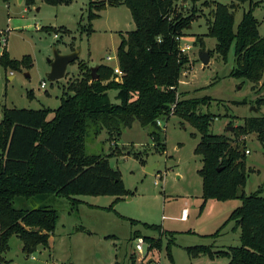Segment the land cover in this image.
Masks as SVG:
<instances>
[{"label":"rangeland","instance_id":"rangeland-1","mask_svg":"<svg viewBox=\"0 0 264 264\" xmlns=\"http://www.w3.org/2000/svg\"><path fill=\"white\" fill-rule=\"evenodd\" d=\"M91 1L95 5L102 0ZM214 1L227 4L233 2L176 1L178 11L193 15L180 42L181 47L189 45L184 53L189 58L190 68L188 66L181 73L178 93L184 98L209 96L211 101L199 108L202 112L215 115L209 133L227 135L236 141L244 138L234 133L244 117L264 114V103L259 112L255 108L256 100L260 97L264 99V84L260 82L254 91L253 83L228 76L234 66L233 47L225 61L215 54L210 56L206 65L200 61L199 53L209 52L215 45V39L208 36L203 37L204 49L194 43L198 35L207 32L210 11L215 7ZM253 2L256 3L253 15L258 21L259 34L264 35V0ZM88 3L89 0H70L68 4L49 5L37 0L28 7L24 2L19 4L17 0H0V30L3 32L0 54L2 49H6L13 59H21L26 55L31 58L28 69L21 67L20 71H12L0 66V115L4 106L46 108L50 109L46 117L50 120L54 115L53 110L60 104L62 93L71 81L81 76V64L87 68L100 64L117 65L119 33L124 34L134 28L130 11L124 5L106 7L99 11V17L91 20L92 30L88 33ZM248 7L249 3L246 2L234 9V26ZM54 50L61 54L77 51L78 57L67 65L64 77L50 81L47 74ZM107 56L113 59L108 60ZM114 78L110 76V79ZM42 82L45 87H41ZM115 93L114 90L109 91L113 102H117ZM157 120L163 130L164 150L155 147L148 134L149 127L141 126L137 120L128 127H122L114 142L108 140L105 129L96 137H85L88 154H111L108 156L109 163L120 173L127 194H80L73 196V199L53 194L28 199L16 197L14 207L32 209L50 206L56 210L58 220L49 246H38L27 257L22 252L21 241L13 235L9 239V249L2 254L0 263L228 264L226 257H190L185 247L210 245L212 251H218L226 249L223 246H238L239 228L234 226L233 221L224 224L219 236L213 237L212 234L241 202L239 199L208 200V204L200 210L202 178L198 170L202 166V157L194 151L200 134L186 121L173 115L172 111L167 117ZM230 127L233 131L228 129ZM244 141L249 151L245 155L247 181L240 190L249 194L261 187L264 194V145L256 133L248 134ZM136 154L144 163L134 156ZM154 165L152 172L147 171L148 166ZM209 203L215 204L209 206ZM183 208L189 210L186 221H180L177 217ZM130 219L137 222L132 224ZM142 223L163 224L175 231L174 244L171 245L173 263L165 251L168 238L164 233L160 234L164 230L156 234L157 231L145 228ZM81 227L83 230H79ZM134 233L142 238L144 235L160 238L161 244L157 247L155 241L143 238L147 252L140 260L141 254L134 247Z\"/></svg>","mask_w":264,"mask_h":264},{"label":"trees","instance_id":"trees-1","mask_svg":"<svg viewBox=\"0 0 264 264\" xmlns=\"http://www.w3.org/2000/svg\"><path fill=\"white\" fill-rule=\"evenodd\" d=\"M36 1L23 2L29 7ZM41 1L49 5L70 2ZM176 1L102 0L94 5L89 0L88 33L92 30L91 20L99 17V11L106 7L124 5L130 11L134 28L119 33L116 48L117 64L122 72L120 82L110 79L111 75L115 76L113 66L97 65L98 78L92 80L90 68L81 64V76L71 81L62 93L50 120L46 119L50 109L3 107L0 115V262L13 235L21 241L22 252L27 257L38 246H49L58 220L56 210L50 206L14 207L16 197L28 199L53 194L73 199L80 194H127L120 173L109 163L111 154H88L85 137H96L105 129L108 140L114 142L122 127L137 120L141 126L149 127L148 134L155 147L164 150L163 130L157 119L167 117L173 110V115L200 134L194 150L202 157V166L198 170L202 178L200 210L210 199H239L241 202L212 234L217 236L224 224L233 221L239 228L238 246L212 251L210 245H195L185 247V251L190 257H226L228 264H264V194L261 187L249 194L240 190L247 181L244 138L237 137L238 140L233 141L230 136L209 133L215 115L199 108L210 102V97L184 98L178 93L181 73L190 65L188 56L180 51V41L176 37L184 36L193 15L178 11ZM246 2L249 7L243 10L240 21L234 26V9ZM214 3L207 32L198 35L194 43L204 49L203 37L214 38L215 45L209 55L215 54L224 61L233 47L234 66L228 76L253 83L255 91L260 82L264 84V35L259 34L258 21L253 15L256 3L253 0ZM2 34L0 30V46ZM0 66L12 71H20L21 67L28 69L31 58L26 55L13 59L6 49H2ZM110 90L116 91L117 102L111 100ZM263 103L262 97L256 100L257 112ZM234 133L242 137L256 133L264 145V114L244 117ZM134 156L144 163L138 154ZM130 222L137 221L130 219ZM142 224L158 233L161 230L157 224ZM163 233L168 238L165 251L172 263L174 234L166 231L160 234ZM136 237L134 233L132 238ZM143 238L155 241L157 247L161 244L160 238L146 235Z\"/></svg>","mask_w":264,"mask_h":264},{"label":"water","instance_id":"water-1","mask_svg":"<svg viewBox=\"0 0 264 264\" xmlns=\"http://www.w3.org/2000/svg\"><path fill=\"white\" fill-rule=\"evenodd\" d=\"M19 4L23 2V0H17ZM78 57L77 51H72L70 53L61 54L54 50L53 59L50 61V71L47 74V78L50 81H56L65 76L67 65L70 62H73ZM199 59L202 64L206 65L210 59V55L208 51H201L199 53ZM97 67L90 68V75L92 80L97 79ZM230 131H233L232 127L229 128ZM154 166H148L147 171L152 172Z\"/></svg>","mask_w":264,"mask_h":264},{"label":"built area","instance_id":"built-area-1","mask_svg":"<svg viewBox=\"0 0 264 264\" xmlns=\"http://www.w3.org/2000/svg\"><path fill=\"white\" fill-rule=\"evenodd\" d=\"M56 36L57 35H55V37ZM176 39H178L180 42H182L183 37H180V38L176 37ZM188 48H189V45H184L183 47L180 46V51L182 53H184ZM107 59L111 60V59H113V57L112 56H107ZM113 71L115 73L114 80L119 81L121 79L122 72L120 71L118 64L116 66H113ZM41 87H45V83L44 82L41 83ZM172 109H173V106H172ZM171 111L173 112V110H171ZM157 124L160 125V121L159 120H157ZM248 152H249L248 149H246L245 150V154L248 153ZM187 215H188V209L187 208H183L181 210V213H180V219L185 220L187 218ZM134 247H135V251L138 254H141V258H140V260H141L145 256V254L147 252V250L145 249L146 248V242L144 241V239L142 237H137V238H135ZM151 264H158V263L153 262Z\"/></svg>","mask_w":264,"mask_h":264},{"label":"crops","instance_id":"crops-1","mask_svg":"<svg viewBox=\"0 0 264 264\" xmlns=\"http://www.w3.org/2000/svg\"><path fill=\"white\" fill-rule=\"evenodd\" d=\"M23 3V2H22ZM209 61H210V59H209ZM9 78H12L11 76H9ZM240 124H242V123H240ZM239 124V125H240ZM229 129V128H228ZM246 137H247V135L244 137V140L246 139ZM155 169V165H154V168H153V170ZM199 198H202L201 196L199 197ZM210 200H212V199H210ZM215 201H217V200H215ZM208 202L209 201H207L206 203L208 204ZM210 205L209 206H212V205H214L215 203H209ZM178 217V220H180V221H186L187 219H188V217H189V210H188V215H187V218L185 219V220H183V219H180V215L179 216H177ZM225 222V221H224ZM226 225V224H225ZM160 227H161V229L162 230H164V231H166V232H168V233H175V231H172V230H170L169 228H166V227H164L163 226V224H161V225H159ZM187 232H190V230H188ZM156 234H158V232L156 233ZM220 234V233H219ZM219 234L217 235V236H219ZM152 236V235H151ZM174 236V235H173ZM213 237H216V236H213ZM50 238H51V236H50ZM174 238V237H173ZM50 240V239H49ZM211 245H214V244H211ZM223 247H230V246H223ZM172 255V254H171ZM173 261H174V259H173V257H172V263H173Z\"/></svg>","mask_w":264,"mask_h":264}]
</instances>
